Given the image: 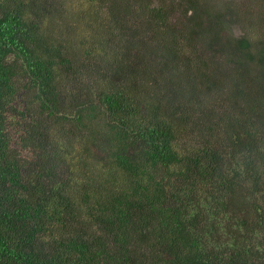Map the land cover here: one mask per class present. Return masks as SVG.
Returning a JSON list of instances; mask_svg holds the SVG:
<instances>
[{
    "label": "trees",
    "instance_id": "1",
    "mask_svg": "<svg viewBox=\"0 0 264 264\" xmlns=\"http://www.w3.org/2000/svg\"><path fill=\"white\" fill-rule=\"evenodd\" d=\"M241 8L0 0V264H264V11Z\"/></svg>",
    "mask_w": 264,
    "mask_h": 264
},
{
    "label": "rangeland",
    "instance_id": "2",
    "mask_svg": "<svg viewBox=\"0 0 264 264\" xmlns=\"http://www.w3.org/2000/svg\"><path fill=\"white\" fill-rule=\"evenodd\" d=\"M210 1H214V0H210ZM226 1V0H223ZM241 5L243 4V8H241L240 11V18L243 19H249L250 17L252 18H256L259 17V15L264 11V0H237ZM260 2L263 3V5L260 4ZM232 30L231 31H227L226 32H230L229 34H235V35H240L243 31H253L255 33H258L259 30L263 29H255L252 26H245L244 22L241 21V24H232L231 25ZM261 34V33H258ZM254 39H261L264 38L262 35H258L253 37ZM220 57V56H219Z\"/></svg>",
    "mask_w": 264,
    "mask_h": 264
}]
</instances>
